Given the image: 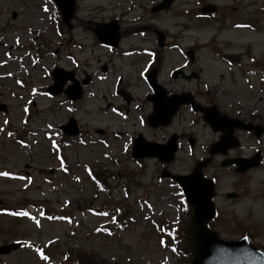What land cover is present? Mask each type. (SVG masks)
Returning a JSON list of instances; mask_svg holds the SVG:
<instances>
[{
    "label": "rangeland",
    "instance_id": "rangeland-1",
    "mask_svg": "<svg viewBox=\"0 0 264 264\" xmlns=\"http://www.w3.org/2000/svg\"><path fill=\"white\" fill-rule=\"evenodd\" d=\"M160 1L75 0L67 28L52 0H0V171L7 172L0 176V207L10 209H0V246L21 243L0 254V264H188L179 233L171 235L188 211L161 172H190L218 134L186 106L171 125L151 128L145 74L154 67L166 89L191 91L204 105L264 126V0H174L151 11ZM206 3L216 12L197 16ZM112 19L123 31L114 48L91 29ZM156 31L164 34L161 46ZM28 48L38 59L33 69L21 56ZM184 65L196 79L171 77ZM53 67L79 82L89 78L80 99L41 90L52 83ZM116 88L129 94L127 104ZM174 132L183 135L174 161L132 157L138 134L163 142ZM236 136L245 148L264 149V134ZM237 152L250 151L227 156ZM214 158L203 171L216 180L211 229L225 240L247 232L264 246V165L237 174ZM234 190L237 198L226 197ZM120 209L127 226L108 225Z\"/></svg>",
    "mask_w": 264,
    "mask_h": 264
},
{
    "label": "water",
    "instance_id": "water-1",
    "mask_svg": "<svg viewBox=\"0 0 264 264\" xmlns=\"http://www.w3.org/2000/svg\"><path fill=\"white\" fill-rule=\"evenodd\" d=\"M55 1L59 4L60 10L63 13V20L68 22L73 16L74 0ZM172 1L173 0H163L160 4L155 6L153 10L167 8ZM211 9L210 6H206L203 10L209 11ZM93 30L98 39L109 44H116L120 36L117 32L118 26L116 25V21L101 24V26L97 25ZM158 34L159 40L161 41L164 36L161 33ZM102 69L105 70V66ZM65 75V77L60 79L58 73H53L55 80L53 89L54 87L57 89L52 91H60L64 81L71 79L74 81L77 90H74V85H72L66 89V93L70 98H78L81 94V90L77 85V81L73 79V73L69 72L65 73ZM148 76L150 82L155 85V71H152ZM83 83H85V80ZM56 85L59 87H56ZM156 90L157 93L154 97H158V99L156 100V103H154V112L148 117L149 124L152 126L169 123L171 116L174 114L179 104L190 101L188 98L181 99V97L176 95L166 98L164 90L161 88H156ZM216 113L215 110L214 112L210 111L205 117L214 126L213 128H217L216 125L222 122ZM72 123L74 122L72 121ZM258 131H260L259 128ZM229 138L230 132H227L220 142L211 148L210 154L217 151L224 152L227 147L232 145L229 142ZM139 141L140 139L135 142L137 149H139ZM174 141L175 138L173 137L166 146L158 145L153 142H145L148 149L142 153L137 152L134 156L150 155L157 156L163 161H170L173 159L176 149ZM208 161L209 160H205L196 163L192 172L187 175L172 176V178L181 185L188 203L192 205L190 233L192 236L193 258L190 264H264V254L251 246L245 239L238 241H223L219 239L216 233L208 228L207 223L214 216V208L211 201L213 196V183L211 180L203 178L200 171L201 167L206 165ZM236 163L238 164L237 169L242 171L255 165L256 161L236 160ZM222 164L226 165L228 162L225 161ZM3 250L7 251L8 248H0V251Z\"/></svg>",
    "mask_w": 264,
    "mask_h": 264
},
{
    "label": "trees",
    "instance_id": "trees-1",
    "mask_svg": "<svg viewBox=\"0 0 264 264\" xmlns=\"http://www.w3.org/2000/svg\"><path fill=\"white\" fill-rule=\"evenodd\" d=\"M183 233H184V253L187 255L191 254V242H190V235L188 232V225H185L183 228Z\"/></svg>",
    "mask_w": 264,
    "mask_h": 264
},
{
    "label": "bare ground",
    "instance_id": "bare-ground-1",
    "mask_svg": "<svg viewBox=\"0 0 264 264\" xmlns=\"http://www.w3.org/2000/svg\"><path fill=\"white\" fill-rule=\"evenodd\" d=\"M32 24V23H31ZM32 26V25H31ZM32 28L34 29L35 27L32 26ZM33 29H30L31 32H33Z\"/></svg>",
    "mask_w": 264,
    "mask_h": 264
},
{
    "label": "snow or ice",
    "instance_id": "snow-or-ice-1",
    "mask_svg": "<svg viewBox=\"0 0 264 264\" xmlns=\"http://www.w3.org/2000/svg\"><path fill=\"white\" fill-rule=\"evenodd\" d=\"M21 215H26L25 213H21Z\"/></svg>",
    "mask_w": 264,
    "mask_h": 264
},
{
    "label": "flooded vegetation",
    "instance_id": "flooded-vegetation-1",
    "mask_svg": "<svg viewBox=\"0 0 264 264\" xmlns=\"http://www.w3.org/2000/svg\"><path fill=\"white\" fill-rule=\"evenodd\" d=\"M248 156V155H247Z\"/></svg>",
    "mask_w": 264,
    "mask_h": 264
}]
</instances>
